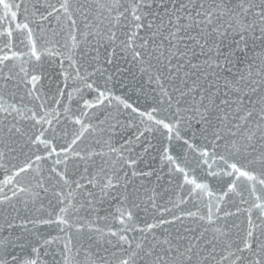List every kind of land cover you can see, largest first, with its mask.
Instances as JSON below:
<instances>
[{
  "label": "snow or ice",
  "instance_id": "obj_1",
  "mask_svg": "<svg viewBox=\"0 0 264 264\" xmlns=\"http://www.w3.org/2000/svg\"><path fill=\"white\" fill-rule=\"evenodd\" d=\"M0 264H264V0H0Z\"/></svg>",
  "mask_w": 264,
  "mask_h": 264
}]
</instances>
